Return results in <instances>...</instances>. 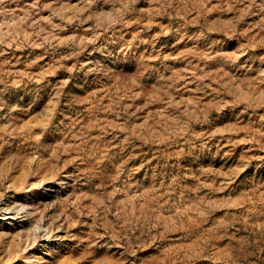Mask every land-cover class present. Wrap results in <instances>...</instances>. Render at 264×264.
Wrapping results in <instances>:
<instances>
[{
  "label": "rangeland",
  "instance_id": "rangeland-1",
  "mask_svg": "<svg viewBox=\"0 0 264 264\" xmlns=\"http://www.w3.org/2000/svg\"><path fill=\"white\" fill-rule=\"evenodd\" d=\"M0 264H264V0H0Z\"/></svg>",
  "mask_w": 264,
  "mask_h": 264
},
{
  "label": "bare ground",
  "instance_id": "bare-ground-1",
  "mask_svg": "<svg viewBox=\"0 0 264 264\" xmlns=\"http://www.w3.org/2000/svg\"><path fill=\"white\" fill-rule=\"evenodd\" d=\"M10 215V214H9ZM10 218V217H9Z\"/></svg>",
  "mask_w": 264,
  "mask_h": 264
}]
</instances>
